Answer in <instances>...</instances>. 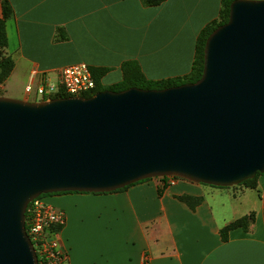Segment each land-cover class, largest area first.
<instances>
[{
    "label": "water",
    "instance_id": "1",
    "mask_svg": "<svg viewBox=\"0 0 264 264\" xmlns=\"http://www.w3.org/2000/svg\"><path fill=\"white\" fill-rule=\"evenodd\" d=\"M264 174V0H235L195 83L29 102L0 96V264H39L42 195L174 177L229 188Z\"/></svg>",
    "mask_w": 264,
    "mask_h": 264
},
{
    "label": "crops",
    "instance_id": "2",
    "mask_svg": "<svg viewBox=\"0 0 264 264\" xmlns=\"http://www.w3.org/2000/svg\"><path fill=\"white\" fill-rule=\"evenodd\" d=\"M11 15L8 45L0 53L14 69L0 96L40 102L43 78L58 84L61 71L77 64L106 68L102 84L123 81V65L134 61L147 79L191 73L201 32L220 19L223 0H0ZM163 191V193H160ZM202 198L195 209L181 197ZM66 213L60 232L62 264H264V174L257 188H229L183 179H149L106 194L45 197ZM254 214L245 231L224 240L221 230Z\"/></svg>",
    "mask_w": 264,
    "mask_h": 264
},
{
    "label": "trees",
    "instance_id": "3",
    "mask_svg": "<svg viewBox=\"0 0 264 264\" xmlns=\"http://www.w3.org/2000/svg\"><path fill=\"white\" fill-rule=\"evenodd\" d=\"M165 1L166 0H144V4L148 7H154V6L161 5ZM233 1L235 0H223V3H222L223 8L221 11L220 19L218 21H214L213 23H211L201 32L198 38V43H197L196 58L194 61L192 71L189 75L184 76V77H177L174 79L152 81L146 78V76L142 72L141 67L139 66L137 62L129 61V62L124 63L122 67L123 76H124L123 81L119 84H116L110 87H105L102 84V78L106 75V73L108 72V69L91 68L90 70L92 72L96 86H95V89H93L92 91L85 93L83 97L88 98V97L95 95L98 92H102L106 90L120 92V91H124L130 88H133V87H137L141 89H148V90H152V89L162 90V89H167L171 87L181 86L187 83L197 82L201 78L203 69H204V49H205L206 41L208 37L211 35V33L216 28L228 22L229 13H230V5L232 4ZM2 8H3V16L2 18H0V51L5 49L8 45V38H7V33H6V21L11 15V8L7 1L2 2ZM13 69H14L13 60L10 57H4L0 53V85L6 81V79L10 76ZM69 96L70 95H68L63 89H60L57 94L51 97V99L69 97ZM260 175L261 174H258L256 178L252 180H247L243 182L242 184H240L239 186H243V187L250 188V189H256L257 179ZM160 179L166 180L168 179V177L160 178ZM127 188L128 187L124 189H127ZM124 189L117 190V191H122ZM160 193H163V191H161ZM58 194H71V193H58ZM48 195L50 196V195H55V194H48ZM42 196H47V195H42ZM180 199L192 209L197 208L202 203V200H203L202 198H195L191 196H184V197H181ZM254 220H255L254 214L238 219L237 221L224 227L221 230L222 238L224 240H227L229 232L236 228H242L245 231H247L250 225L254 222ZM26 230L29 231V212L28 211L26 212Z\"/></svg>",
    "mask_w": 264,
    "mask_h": 264
},
{
    "label": "built area",
    "instance_id": "4",
    "mask_svg": "<svg viewBox=\"0 0 264 264\" xmlns=\"http://www.w3.org/2000/svg\"><path fill=\"white\" fill-rule=\"evenodd\" d=\"M95 80L90 68L86 64L70 65L64 68L60 74L59 83L52 84L43 78L42 83L35 89L33 83H29L25 91L28 95L33 92L41 101L50 100L63 89L68 95L78 97L95 89ZM170 182L176 180L168 177ZM29 212L28 235L34 246L39 264H62L65 255L60 250V232L65 226L66 213L46 202L41 197L32 201L27 209Z\"/></svg>",
    "mask_w": 264,
    "mask_h": 264
},
{
    "label": "rangeland",
    "instance_id": "5",
    "mask_svg": "<svg viewBox=\"0 0 264 264\" xmlns=\"http://www.w3.org/2000/svg\"><path fill=\"white\" fill-rule=\"evenodd\" d=\"M39 100H40V99H39ZM47 196H49V195H47ZM47 196H42L41 198H42V199H45V197H47ZM45 200H46V199H45ZM46 202H47V201H46Z\"/></svg>",
    "mask_w": 264,
    "mask_h": 264
}]
</instances>
